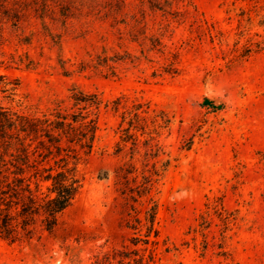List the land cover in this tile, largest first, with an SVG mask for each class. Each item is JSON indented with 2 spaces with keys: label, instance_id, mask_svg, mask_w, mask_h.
<instances>
[{
  "label": "rangeland",
  "instance_id": "rangeland-1",
  "mask_svg": "<svg viewBox=\"0 0 264 264\" xmlns=\"http://www.w3.org/2000/svg\"><path fill=\"white\" fill-rule=\"evenodd\" d=\"M98 56L114 61L95 67ZM74 88L103 101L81 190L52 233L0 239V264H97L123 245L151 264H264V0H0V106L39 113ZM154 162L160 176L134 202ZM215 196L235 218L227 258L212 246L216 215L203 251ZM149 199L157 243L135 246ZM137 218L139 232L127 227Z\"/></svg>",
  "mask_w": 264,
  "mask_h": 264
},
{
  "label": "trees",
  "instance_id": "trees-1",
  "mask_svg": "<svg viewBox=\"0 0 264 264\" xmlns=\"http://www.w3.org/2000/svg\"><path fill=\"white\" fill-rule=\"evenodd\" d=\"M62 14H65V11ZM97 59L98 62L93 65L95 67L107 66V62L112 60L102 56ZM84 69L85 67L81 66L80 70ZM68 101L66 106L62 101H56L51 109L33 114L0 106V239L18 243L31 240L38 232L52 233L60 215L72 205L81 190L82 182L77 166L87 159L95 148L99 134L98 115L103 101L95 92L75 88L70 91ZM117 106L118 103L114 101L113 109L117 110ZM139 118L140 115L136 113L135 119ZM161 118L166 125L168 120ZM130 126L137 128L132 124ZM140 130L142 134L145 133L144 129ZM127 134L130 136L128 131ZM153 140L151 136L145 140L148 147L146 158L159 157L160 147L158 143L152 144ZM136 142L134 138L133 146H136ZM167 164L168 161H164L162 166ZM148 172V176L142 175L141 185L128 191L130 199L134 202L147 196L160 176L157 162L152 164ZM131 173L132 171L127 170L123 178L126 179ZM135 179L133 178V181ZM121 193L125 194L126 190ZM223 198L224 196L207 197L206 210L200 215L199 227L204 238L205 251L209 242L204 231L212 224V215H216L219 221L216 226H220V235L212 246L218 249L217 256L227 258L228 252L224 249L226 232L230 230L235 218L232 211L225 207ZM149 201L151 205L144 213L145 233L143 239H132L131 242L135 246L139 243H157L156 240L150 241L151 235L157 239L159 234L155 227L157 204L151 199ZM136 222L137 226L127 227L139 232L141 230H138V225L141 220L137 218ZM126 249L127 245H123L121 250L106 254L104 261L97 264H113L114 261L117 264H151L154 261L152 253L146 260L138 250H134L136 257L132 258L124 251ZM116 254L118 259L114 257Z\"/></svg>",
  "mask_w": 264,
  "mask_h": 264
}]
</instances>
